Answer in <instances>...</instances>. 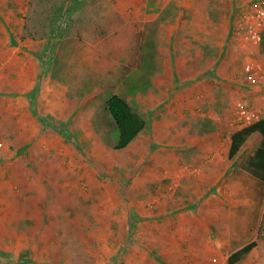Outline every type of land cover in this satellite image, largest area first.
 I'll return each mask as SVG.
<instances>
[{
  "label": "rangeland",
  "instance_id": "374dc122",
  "mask_svg": "<svg viewBox=\"0 0 264 264\" xmlns=\"http://www.w3.org/2000/svg\"><path fill=\"white\" fill-rule=\"evenodd\" d=\"M151 1L0 0V264H227L228 183L258 148L229 160L227 135L264 93L206 60L261 0ZM114 94L146 122L123 150Z\"/></svg>",
  "mask_w": 264,
  "mask_h": 264
},
{
  "label": "crops",
  "instance_id": "0c3cea01",
  "mask_svg": "<svg viewBox=\"0 0 264 264\" xmlns=\"http://www.w3.org/2000/svg\"><path fill=\"white\" fill-rule=\"evenodd\" d=\"M148 2L151 4L152 1L148 0ZM155 2L156 3L154 4H160V0H155ZM240 20L241 19H239L233 26L230 24V29L222 33L220 39L223 38V41H221L220 44L213 45L212 51H210V54H208V56L210 57H208L206 60V62H208L212 67H217V74H219L221 78L225 79L226 83H228L229 85H232L233 82L241 83L240 63L242 59L244 61V68L247 64L256 62L258 59L257 50L253 49L252 46H250L246 41H244L241 37L237 36L234 33V29L240 22ZM177 32L178 31L176 30V26H173L172 32L168 33V41L171 42L173 39H177L176 42H178V38L180 37V35H177ZM176 51L178 52V50ZM196 60L198 61V59ZM238 73L239 76L237 75ZM221 100L224 104H227V101H229V99L226 98L224 100ZM215 102L217 103V100ZM192 106L193 103L190 105V107ZM226 113L224 114L225 117H230L229 114L226 115ZM201 116L206 117L208 115H205V113L201 114L198 111V108L197 113L192 112V115H190L191 119L189 123H181L183 130L182 133H187L194 127L190 123L192 122V119H197ZM235 117L233 121H235ZM233 127L230 128L232 129V131L227 135L229 148L231 144L232 134L241 129V127H237L235 125ZM257 134L259 133H254L248 138L242 148V151L250 147L251 145H256L259 148L262 142V136L261 138L256 137L259 140L252 139L253 136ZM207 138L208 136H206L205 140H207ZM253 154H251L250 156H252ZM228 195L232 205L235 206L229 208L225 217L226 234L224 243H222L221 245L225 248L224 250L230 252V254L226 256V260H228L229 256L236 252L238 249L247 245V243H249L250 241L255 240L257 228L260 224L264 211V183L253 177L250 173H235L228 183ZM262 256H264V249L260 246L252 252L246 254L241 261L235 264H253L254 261L252 260H258L259 258L262 264Z\"/></svg>",
  "mask_w": 264,
  "mask_h": 264
},
{
  "label": "trees",
  "instance_id": "16d2710c",
  "mask_svg": "<svg viewBox=\"0 0 264 264\" xmlns=\"http://www.w3.org/2000/svg\"><path fill=\"white\" fill-rule=\"evenodd\" d=\"M60 10H58L57 13L54 14L55 17L49 21L51 25L60 17ZM54 29L55 28L52 29L53 32L55 31ZM136 54L138 59L143 63L147 62L146 58L148 55L143 54L140 48ZM105 106L107 113L115 122L118 131L119 137L116 150H123L144 131L146 122L133 110L125 98L117 94L110 96ZM254 133H259L262 136V142L256 152L247 159L243 168L246 172L264 183V117L232 134L228 158L229 160H234L241 153L248 138ZM260 246L264 249V211L257 228L255 240L250 241L247 245L231 254L227 260V264H235L241 261L246 254ZM261 261L262 264H264V256H262ZM24 262L26 264H33L30 261Z\"/></svg>",
  "mask_w": 264,
  "mask_h": 264
},
{
  "label": "built area",
  "instance_id": "2783aa9c",
  "mask_svg": "<svg viewBox=\"0 0 264 264\" xmlns=\"http://www.w3.org/2000/svg\"><path fill=\"white\" fill-rule=\"evenodd\" d=\"M251 14L244 15L235 27V34L257 50L256 62L247 64L246 72L251 80L261 85L264 93V0H261ZM264 117L263 109H249L243 105L238 111L234 125L245 127Z\"/></svg>",
  "mask_w": 264,
  "mask_h": 264
}]
</instances>
